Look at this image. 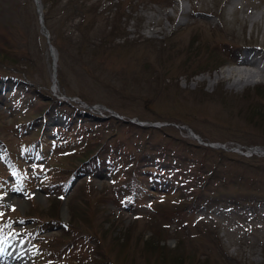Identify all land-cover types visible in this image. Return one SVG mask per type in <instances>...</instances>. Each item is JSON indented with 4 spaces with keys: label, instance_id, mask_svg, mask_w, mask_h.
<instances>
[{
    "label": "rangeland",
    "instance_id": "374dc122",
    "mask_svg": "<svg viewBox=\"0 0 264 264\" xmlns=\"http://www.w3.org/2000/svg\"><path fill=\"white\" fill-rule=\"evenodd\" d=\"M41 3L49 40L59 50V93L78 97L86 104L103 105L127 120L178 126L160 131L139 128L104 113L105 119L99 124H77L67 135L72 139L63 136L57 142L55 136L60 138L59 134L47 137L51 144L57 142L54 146L48 144L51 150L61 144L59 152L46 151L49 162L20 164L27 183L12 185L18 196L12 198V187L4 193L2 202L6 205L0 207V217L52 215L65 221L69 231L63 243L68 245L59 247L63 254L58 262L46 259L47 264H81L76 258L86 261L82 264L101 260L104 264H264V158H246L215 149L205 152L195 147L198 142L184 130L191 129L206 141L264 147V112L258 109L264 104V76L231 86L224 73L233 68L227 52L234 53L236 44L253 43L264 50V0ZM250 17L257 20L254 25ZM223 44L226 52L222 51ZM51 59L33 0H0V73L21 77L37 92L51 96L55 94L50 90ZM42 100L46 103L49 97ZM25 101L30 103L17 114L0 106V139L14 153L32 138L31 131L19 137L16 124L36 115L34 109L38 113L43 110L34 105L33 94L26 95ZM14 103L19 105L18 101ZM62 124L45 126L52 131ZM96 135L109 138L133 156L147 149L145 143L167 146L181 157H192L197 168L214 169L216 176L205 187L192 175L182 189L184 193H165L163 187L151 197H135L133 208L125 205L127 193L120 196L121 203L107 201L113 193L107 184L112 182L109 177L92 180L91 189L97 185L99 192H88L84 180L77 177L61 200L63 186H46L40 176L53 170L51 166L68 163L69 151L81 150ZM0 172L4 178L12 176L7 169L1 168ZM198 191L202 198H195L191 207L176 209L183 195ZM208 196L221 202L209 203ZM98 201L104 205L99 206ZM136 207L144 218H135ZM174 212L179 213L171 216ZM27 226H33V221L25 222ZM57 228L52 229L56 237L61 232ZM90 233L100 240V257L90 247L94 242ZM85 236L89 240H84Z\"/></svg>",
    "mask_w": 264,
    "mask_h": 264
},
{
    "label": "bare ground",
    "instance_id": "6f19581e",
    "mask_svg": "<svg viewBox=\"0 0 264 264\" xmlns=\"http://www.w3.org/2000/svg\"><path fill=\"white\" fill-rule=\"evenodd\" d=\"M256 21L257 20L255 18L250 17L249 22H251L252 25H254L256 23ZM259 50H263V48L259 47ZM50 55L55 56L54 50H51V54ZM258 55L260 57H264V50L263 51H258ZM237 61H238V59L235 61V63ZM246 64H247L246 67L247 66H253L254 69H250L248 67L247 68L246 67L245 68L233 67V68H228V69L224 70V73H225L226 77H228V80L231 81L230 82L231 86H236V85H240V84H244V83L247 84V83L251 82L252 80H256L257 78L264 76V67H257L256 65H253L252 63H250L248 61H247ZM54 87L52 88L53 92H55V93L60 92V89L56 85H54ZM13 243H14L13 240H8V241H6L4 243V245L7 248L14 249L15 247H14ZM22 259H24V257H22ZM22 263L24 264V260L22 261Z\"/></svg>",
    "mask_w": 264,
    "mask_h": 264
},
{
    "label": "trees",
    "instance_id": "16d2710c",
    "mask_svg": "<svg viewBox=\"0 0 264 264\" xmlns=\"http://www.w3.org/2000/svg\"><path fill=\"white\" fill-rule=\"evenodd\" d=\"M258 109H259L260 111L264 112V105H260V106L258 107Z\"/></svg>",
    "mask_w": 264,
    "mask_h": 264
}]
</instances>
